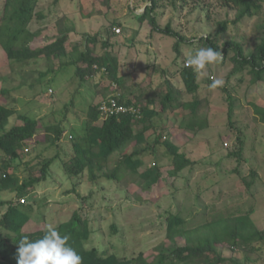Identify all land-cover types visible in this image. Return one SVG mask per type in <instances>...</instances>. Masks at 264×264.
<instances>
[{"label":"rangeland","instance_id":"374dc122","mask_svg":"<svg viewBox=\"0 0 264 264\" xmlns=\"http://www.w3.org/2000/svg\"><path fill=\"white\" fill-rule=\"evenodd\" d=\"M151 4V0H62L58 4L55 0H39L37 12H42L44 18L35 19L30 25L31 31L42 30L41 45H47L54 40L58 21L68 18L76 29L69 36L68 52L74 44L85 45L87 37L97 36V43L89 46L99 55L107 52L118 59V72L124 75L122 86L101 72L81 82L75 76V66H66L72 61L70 55L51 61L42 58L29 65H13L0 51V104L16 111L8 129L19 124L18 115H26L39 121L41 135L46 128L59 126L65 131L57 145H50L45 136L40 143L33 140L24 145L21 158L12 161L8 170L22 180L34 173V168L43 160L58 157L51 167L50 177L36 193L37 202L26 200V204L32 205L26 228L49 224L56 227L79 211L92 230L86 243L88 249L99 248L106 254L128 259L140 252L146 255L156 252L167 238V218L171 214L182 220L180 229L191 232L217 218L253 209L251 219L264 230V124L252 104L264 106V82L251 83L252 77L247 71L234 74L229 59L232 53L224 61L210 66L206 75L198 77L200 90L195 96L187 94L181 81L172 80L170 76L184 67L185 57L196 47H205L197 40L201 37L211 36L221 49L226 41L237 42L242 44L245 55L251 54L260 43L259 26L264 22V15L234 25L236 12L217 1L196 4L189 0L175 7L172 0H161L154 13L158 26L165 30L170 25L178 34L176 38L152 31L148 21H139L138 17ZM262 4L264 8V0ZM224 21L229 22L227 30L218 34V23ZM117 28L120 34L114 31ZM194 38L197 39L192 41ZM107 39L109 43L104 48L102 44ZM177 40L178 52L174 49ZM134 67L137 72L128 73ZM50 68L52 72L47 75ZM166 76L174 89L163 83ZM214 79L222 80L223 85L211 89L209 85ZM167 87L175 94L180 92L178 104L200 100L194 121L199 125L208 122V127L197 133L186 131L184 128L193 121L190 111L185 108L167 111L153 120L157 133L151 135L149 144L162 134V142L175 144L195 162L194 166L178 176H170L172 167L165 157L163 144L157 147L156 154L147 153L143 157L145 166L140 171L154 163L162 167L160 186L149 191L137 184L108 181L105 177L92 183L87 172L80 183L78 178L67 176L62 163L74 156L70 137L85 133L90 108L115 94L126 101L133 93H141L138 101L144 105L155 90L164 93ZM227 96L233 101H227ZM101 120L100 117L99 122ZM240 134L245 149L242 160L238 161L230 153L237 148ZM48 136L54 138L53 133ZM117 158L118 155L113 160ZM6 159L0 150V165H4ZM253 172L257 175L253 176ZM244 179L247 184L254 179V185L248 188ZM73 188L80 197L68 193ZM88 196H91L88 203L81 200ZM17 200L15 192L0 191L1 202ZM6 210L7 207L0 208V221ZM180 243H184L182 238ZM222 250L226 258L241 264H264V241L246 251Z\"/></svg>","mask_w":264,"mask_h":264},{"label":"trees","instance_id":"16d2710c","mask_svg":"<svg viewBox=\"0 0 264 264\" xmlns=\"http://www.w3.org/2000/svg\"><path fill=\"white\" fill-rule=\"evenodd\" d=\"M60 1L62 0H55V3L58 4ZM151 1V6H147L144 13L138 17L139 21H148L152 31L179 38L178 34L171 30L170 25L165 30L159 28L154 13L161 0ZM211 1H217L222 7L236 12V18L232 21L234 25L245 19L264 15L262 0H192L196 4ZM180 2L186 4L189 0H172V5L176 7ZM38 3L39 0L0 1V51L11 64L29 65L42 58L51 61L70 55L72 61L66 66H75V76L81 82L101 72L105 77L122 86L118 75V59L107 52L99 55L89 46L97 43V36L87 37L85 45L74 44L68 52L69 36L76 31L74 24L68 18L58 21V30L52 37L54 40L47 45H41L44 39L42 30L31 31L30 29L35 19L43 20L44 18L42 12H37ZM228 24V21L219 22L218 34L224 33ZM259 30L260 43L249 55L244 54L242 44L234 41L223 43V49L211 36L194 38L192 41L197 39L205 47L222 51L224 56L222 61L228 58L229 53H232L229 59L233 63V73L241 74L247 71L252 77L251 83L260 85L264 82V22L259 26ZM50 38L47 39L51 40ZM108 43L107 39L102 46L107 48ZM178 45L177 40L174 45L176 52H178ZM51 72L50 68L47 75ZM180 74L186 93L191 96L197 95L200 90L197 74L185 66L180 70ZM141 95L138 93L136 98L139 99ZM179 97L180 95L167 89L164 93H154L144 105L140 104V101L135 102V97L126 101L120 98L122 103L139 108L140 117L121 115L102 119L101 122H99L101 117L98 111L99 104L90 108L85 133L70 137L74 156L68 162L62 163L67 176L78 178L80 183L81 177L87 172L92 183H97L105 177L108 181L137 184L142 186L144 191H149L154 186H160L163 180L162 167L154 163L140 171L145 166L143 157L147 153L156 154L157 147L163 144L166 147L165 157L172 167L170 176H178L188 167L194 166L195 162L188 158L186 153L180 152L175 144L170 141L162 142V134H158L154 143L149 144L151 135L157 133L153 120L167 111L179 108L190 111L189 117L193 121L184 128L186 131L197 133L208 127V122L199 125L194 121L199 113L200 100L178 104ZM226 99L233 101L230 96ZM151 104L154 108H150ZM252 104L255 106L256 115L264 124V106L259 103ZM15 114L16 111L13 108L0 104V150L7 157L6 163L0 165V191L15 192L18 196L16 202L0 201V208L7 207L0 221V264H17V243L23 236L34 241L46 232L47 227L26 228L32 211V205L26 204V200L37 202L36 193L40 185L50 177L51 167L58 157L43 160L39 167L34 168L36 170L34 173H30L22 180L9 174L8 170L12 161L20 159L24 145L33 140L40 143V139L45 136L50 145H57L65 134L64 128L58 126L46 128L45 134L41 135L39 121L26 115H18L19 124L8 129L10 119ZM229 115L231 117V113ZM49 133H53L54 138L48 136ZM236 145L237 148L230 155L237 157L240 161L245 149V141L241 134L237 137ZM116 155L118 158L114 161L113 158ZM252 175L257 174L253 172ZM254 182V179L249 184L246 182L248 188L254 185ZM68 193L79 195L75 188ZM90 197H82L81 200L88 203ZM22 199H25L23 204L20 203ZM253 212L252 209L243 214L232 213L212 220L205 227L191 232L180 229L182 220L178 215L171 214L167 218V238L156 248V252L151 255L140 252L138 256L130 259L120 258L116 254H106L99 248L88 249L86 243L92 235V230L89 221L79 211H75L70 219L59 223L56 228L62 235L69 237V244L82 256L83 264H225L227 262L241 264L235 259L226 258L222 249L246 251L253 249L255 243L264 241V230H260L251 219ZM181 238L184 243H180Z\"/></svg>","mask_w":264,"mask_h":264},{"label":"clouds","instance_id":"9594fccd","mask_svg":"<svg viewBox=\"0 0 264 264\" xmlns=\"http://www.w3.org/2000/svg\"><path fill=\"white\" fill-rule=\"evenodd\" d=\"M222 59V51L212 47H196L185 57L184 66L191 68L200 77ZM222 85V80L214 79L209 87L216 89ZM17 244V264H83L82 256L69 244V237L62 235L51 224L41 238L31 241L23 236Z\"/></svg>","mask_w":264,"mask_h":264},{"label":"built area","instance_id":"2783aa9c","mask_svg":"<svg viewBox=\"0 0 264 264\" xmlns=\"http://www.w3.org/2000/svg\"><path fill=\"white\" fill-rule=\"evenodd\" d=\"M114 31L117 34L121 33V30L119 28L115 29ZM120 98L121 97L119 94H115L103 100L102 102H100L98 111L102 119H106V118H110L114 116H121V115H133L136 117H140L141 111L139 108L122 103L120 101ZM24 202H25V199H22L21 203H24Z\"/></svg>","mask_w":264,"mask_h":264},{"label":"crops","instance_id":"0c3cea01","mask_svg":"<svg viewBox=\"0 0 264 264\" xmlns=\"http://www.w3.org/2000/svg\"><path fill=\"white\" fill-rule=\"evenodd\" d=\"M157 64H155V66H156ZM181 70V69H180ZM180 70H176V72H175V76L174 75H170L171 77H172V80L173 79H176V80H180L181 81V83H182V85L184 86V84H183V81H182V77H181V74H180ZM137 71H136V69H135V67L134 68H130V70L128 71V73H136ZM171 72H173V71H170V73ZM118 75H119V77L122 79L123 78V76L124 75H122L120 72H118ZM168 76H166V78L163 80V83L165 84V85H167L168 86V84L172 87V89H174V87L170 84V82H167V81H169L168 80ZM150 89H152V88H150ZM167 89H169V91H171V88H169V87H167L166 89H165V91L167 90ZM154 90V89H153ZM156 92H160L159 91V89L158 90H155L154 91V93H156ZM179 94L178 95H180V92L179 91H177ZM133 93V92H132ZM137 95H138V93H133L132 94V96H128V98H126L127 100L128 99H131V98H133L134 99V97L136 98L137 97ZM180 98V97H179ZM134 101L135 102H137L138 101V99L136 98V99H134ZM139 102V101H138ZM150 108H154V105L153 104H151V106H150Z\"/></svg>","mask_w":264,"mask_h":264}]
</instances>
